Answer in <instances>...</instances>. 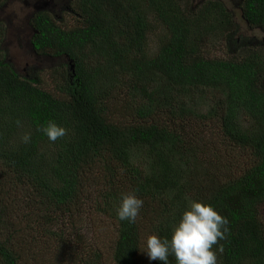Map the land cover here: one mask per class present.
I'll return each mask as SVG.
<instances>
[{
    "label": "trees",
    "instance_id": "obj_1",
    "mask_svg": "<svg viewBox=\"0 0 264 264\" xmlns=\"http://www.w3.org/2000/svg\"><path fill=\"white\" fill-rule=\"evenodd\" d=\"M70 3L79 18L71 29L48 12L29 20L34 55L68 62L53 69L52 91L11 64L0 21V264H49L50 256L105 264L100 252L74 253L55 229L68 222L80 236L76 221L94 194L95 213L113 230V264H162L143 256L145 230L170 240L192 201L229 221L218 264H264L263 50L243 60L204 56L206 39L240 34L220 1L197 10L183 0ZM239 7L247 26L264 32V0ZM157 29L164 37L150 55ZM241 38L230 41L233 53L250 48ZM48 121L66 135L50 141L40 130ZM132 192L144 201L135 223L117 215Z\"/></svg>",
    "mask_w": 264,
    "mask_h": 264
},
{
    "label": "rangeland",
    "instance_id": "obj_2",
    "mask_svg": "<svg viewBox=\"0 0 264 264\" xmlns=\"http://www.w3.org/2000/svg\"><path fill=\"white\" fill-rule=\"evenodd\" d=\"M35 0H33L34 3ZM54 1V0H52ZM71 6V0H56L55 5L50 0H40L38 8H44L49 10L50 13L53 12L54 16L62 22L60 26L63 28L71 29L78 24V16L75 13L65 8V3ZM184 5L190 4V7H195L198 5L199 0H183ZM214 2L217 0H213ZM224 4L232 10L237 17V23L240 27L239 36L233 37L231 40L227 38V34L224 36L220 34L217 37L212 39H206V41L201 45L204 56L213 60H243L248 53L252 50L254 53L258 51V48L261 51L264 49L261 48L264 42V32L259 31L258 29H251L247 26L245 20L242 18V11L239 7L240 0H221ZM45 2V3H42ZM32 3V0H4L0 6V21L3 22L6 28V35L3 39L2 46L5 50L9 52V59L14 68L21 72L23 75H30L34 77H40L42 80V86L52 91L54 79V68L59 67L61 64H68L62 58H45L35 56L31 47V38L33 36V29L29 26V20L31 19V14L33 12V7L35 4ZM36 3V1H35ZM33 4V5H32ZM66 4V5H67ZM183 5V11H187ZM188 7V6H187ZM222 33V32H221ZM222 35V36H221ZM241 35L244 39L249 40L246 45L250 48H244L236 53H233L232 50L236 49V46L239 45L242 40ZM162 30L157 29V31L151 36L149 40V53L150 55H155L158 51L159 39L163 38ZM232 43L237 44L236 46L230 45ZM249 44V45H248ZM123 93H127L123 91ZM132 99V98H131ZM210 99L212 97L210 96ZM214 99V98H213ZM133 100V99H132ZM126 102V101H125ZM125 102H122L124 104ZM134 102V100H133ZM122 108V106H121ZM135 106L133 105L129 112L134 110ZM118 108L113 109L112 111H118ZM211 133V128L208 130ZM207 132V135L209 133ZM93 198H86V203L82 207L84 217L82 222H77L75 230L80 232V236L74 239V234L77 232H70L69 223L66 222L64 225L59 223L55 228L58 232L65 234L67 238V243L70 245H75L73 247L74 253L80 254L83 250L85 253L91 251L92 257L100 252V255L108 258L105 260V264H113L109 253H111L113 245V230L111 229L110 219L102 215L96 214L93 209V202L96 201V195H92ZM260 214L264 222V206L260 209ZM110 226V227H109ZM146 226V224H145ZM147 227V226H146ZM147 229L150 230L149 226ZM145 230L144 241L147 239L151 232ZM77 243L80 247H78ZM84 245V246H83ZM70 249V248H69ZM145 259H148L146 253H143ZM52 256L49 257V264H62L59 260H51ZM94 260V259H93ZM66 264H79L74 262L71 259L66 261Z\"/></svg>",
    "mask_w": 264,
    "mask_h": 264
},
{
    "label": "clouds",
    "instance_id": "obj_3",
    "mask_svg": "<svg viewBox=\"0 0 264 264\" xmlns=\"http://www.w3.org/2000/svg\"><path fill=\"white\" fill-rule=\"evenodd\" d=\"M21 122L18 120L17 124ZM40 130L52 142L57 141L67 133V129L55 121H48ZM24 143L31 142V134L23 136ZM144 201L134 192L124 194L121 198L117 215L119 220L135 223L143 207ZM229 221L214 205L202 201H192L175 226L172 237H160L151 234L147 237L143 250L150 261H161L169 264L173 255L176 264H218L217 252L223 253L220 240L226 239ZM218 246V248H214Z\"/></svg>",
    "mask_w": 264,
    "mask_h": 264
},
{
    "label": "flooded vegetation",
    "instance_id": "obj_4",
    "mask_svg": "<svg viewBox=\"0 0 264 264\" xmlns=\"http://www.w3.org/2000/svg\"><path fill=\"white\" fill-rule=\"evenodd\" d=\"M3 1H4V0H3ZM35 1H36V3H35ZM35 1H34V3H33V0H32V3L35 4V6L33 7V12H32V14H31V17H33L35 14H37V13H41V12H48V13H50L49 10H46V9H44V8H38V7H37V5H39V3H40V0H35ZM50 1H51L52 3L55 4V1H56V0H54V1L50 0ZM208 1H213V0H199V1H198V5L195 6L194 9L197 10L198 7H199L201 4H203L204 2H208ZM217 1L223 2V1H221V0H217ZM42 3H45V2H42ZM67 3H68V1H66V3H65V8H66L67 10L71 11V13L74 14L75 12L71 9V7L69 6V4H67ZM33 4H32V5H33ZM66 4H67V5H66ZM55 5H57V4H55ZM50 15L54 16L53 12H51Z\"/></svg>",
    "mask_w": 264,
    "mask_h": 264
}]
</instances>
